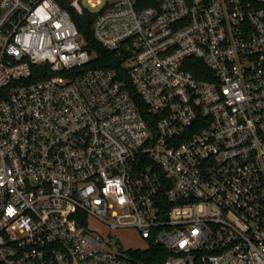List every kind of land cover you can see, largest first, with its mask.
<instances>
[{
	"label": "built area",
	"instance_id": "2783aa9c",
	"mask_svg": "<svg viewBox=\"0 0 264 264\" xmlns=\"http://www.w3.org/2000/svg\"><path fill=\"white\" fill-rule=\"evenodd\" d=\"M67 2L121 73L55 0H0V264H135L129 229L264 264V0Z\"/></svg>",
	"mask_w": 264,
	"mask_h": 264
},
{
	"label": "trees",
	"instance_id": "16d2710c",
	"mask_svg": "<svg viewBox=\"0 0 264 264\" xmlns=\"http://www.w3.org/2000/svg\"><path fill=\"white\" fill-rule=\"evenodd\" d=\"M62 8L66 9L73 20L76 29L84 43L85 49L91 55V61L84 69H115L121 73V63L116 59L115 55L103 48L93 35L92 25L96 16L95 12L84 10L81 14L76 13L69 8L67 0H55ZM47 67H39V69L47 70ZM37 68H33V74ZM196 77L201 78L196 74ZM130 257L135 264H164L169 257V253L160 245L151 243L145 250H131Z\"/></svg>",
	"mask_w": 264,
	"mask_h": 264
},
{
	"label": "rangeland",
	"instance_id": "374dc122",
	"mask_svg": "<svg viewBox=\"0 0 264 264\" xmlns=\"http://www.w3.org/2000/svg\"><path fill=\"white\" fill-rule=\"evenodd\" d=\"M113 237L118 242H120L125 249H131V250H145L146 249L145 241L140 239L137 231L133 229L116 232L113 234Z\"/></svg>",
	"mask_w": 264,
	"mask_h": 264
}]
</instances>
